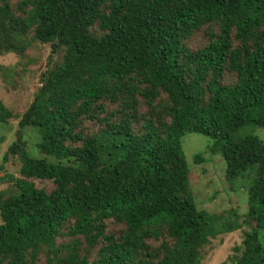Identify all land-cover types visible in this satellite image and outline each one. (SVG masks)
I'll return each instance as SVG.
<instances>
[{"label": "trees", "instance_id": "16d2710c", "mask_svg": "<svg viewBox=\"0 0 264 264\" xmlns=\"http://www.w3.org/2000/svg\"><path fill=\"white\" fill-rule=\"evenodd\" d=\"M33 41L62 57L3 158L22 167L0 192V264H201L233 227L195 202L191 133L228 181L255 175L232 264H264V140L247 133L264 131V0H0V55ZM14 118L0 100V123Z\"/></svg>", "mask_w": 264, "mask_h": 264}, {"label": "rangeland", "instance_id": "374dc122", "mask_svg": "<svg viewBox=\"0 0 264 264\" xmlns=\"http://www.w3.org/2000/svg\"><path fill=\"white\" fill-rule=\"evenodd\" d=\"M32 37V33H29L25 40L28 42ZM51 56L52 61L57 62L62 54L57 53V49L52 45L38 41H33L23 55L8 52L0 55V100L15 114V118L8 123H0V192L11 190L16 180L21 178L22 163L19 158L10 157L7 163L3 158L8 148L20 137L19 121L41 87L40 77L46 71ZM49 89L55 91L56 86L53 85ZM87 125L92 127L88 122ZM249 132L264 140L262 129L251 127L248 128L247 133ZM24 134L29 152L40 157L36 147L40 141L37 130L28 128ZM242 134H245V130ZM182 145L189 164L190 184L198 208L217 215L221 219L220 225L233 227L231 230H223L211 239L204 249L201 264H232V260L237 256L236 248L242 244L244 232L250 229L246 223L249 213L248 198L255 175H246L234 182L228 181L227 164L221 154L212 153V140L205 135L187 134ZM197 154H202V161L194 159ZM31 181L38 188L48 192L55 189L50 180ZM261 239L264 243V231L261 232ZM39 264H46L45 256Z\"/></svg>", "mask_w": 264, "mask_h": 264}]
</instances>
